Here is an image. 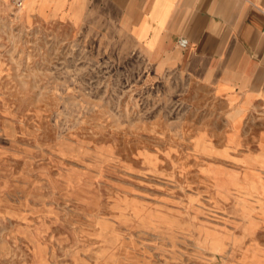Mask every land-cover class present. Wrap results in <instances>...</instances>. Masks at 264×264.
Segmentation results:
<instances>
[{
  "label": "rangeland",
  "instance_id": "374dc122",
  "mask_svg": "<svg viewBox=\"0 0 264 264\" xmlns=\"http://www.w3.org/2000/svg\"><path fill=\"white\" fill-rule=\"evenodd\" d=\"M22 8L0 0V264H264V103Z\"/></svg>",
  "mask_w": 264,
  "mask_h": 264
},
{
  "label": "crops",
  "instance_id": "0c3cea01",
  "mask_svg": "<svg viewBox=\"0 0 264 264\" xmlns=\"http://www.w3.org/2000/svg\"><path fill=\"white\" fill-rule=\"evenodd\" d=\"M22 7L35 20L116 30L158 71L179 69L245 108L264 103V0H23Z\"/></svg>",
  "mask_w": 264,
  "mask_h": 264
},
{
  "label": "built area",
  "instance_id": "2783aa9c",
  "mask_svg": "<svg viewBox=\"0 0 264 264\" xmlns=\"http://www.w3.org/2000/svg\"><path fill=\"white\" fill-rule=\"evenodd\" d=\"M14 5L18 8H21L23 6V0H14ZM189 44L188 38L182 37L179 39V46L182 48H186Z\"/></svg>",
  "mask_w": 264,
  "mask_h": 264
}]
</instances>
